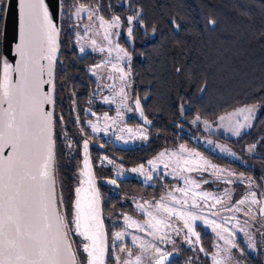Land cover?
Here are the masks:
<instances>
[{"label":"trees","instance_id":"1","mask_svg":"<svg viewBox=\"0 0 264 264\" xmlns=\"http://www.w3.org/2000/svg\"><path fill=\"white\" fill-rule=\"evenodd\" d=\"M78 5L97 7L104 19L114 14L123 21L126 15L136 17L132 45L124 46L131 55L133 97L140 100L144 115L153 125L147 128L146 144L128 149L113 146L111 150L117 149L124 158L123 165L145 164L163 147L191 143L185 131H191L189 122L196 114L214 119L236 106L259 102L261 108L252 127L237 144L256 143L257 155L250 159L256 168L242 170L254 177L258 193H264L261 181L264 178V0H128L126 6L119 5V0H61L53 151L57 197L63 199L65 215L71 219L76 189L82 181L84 129L77 118L89 116L83 114L95 84L88 67L96 56L80 55L76 45L73 13ZM173 17L181 25L179 31L173 28ZM209 20H214L215 25H210ZM177 67L181 69L179 73ZM180 105L187 106L183 115ZM91 156L97 179L110 177V171L98 166V153ZM118 187L114 189L98 182L106 235L120 227L115 218L133 211V203H122L121 196L128 198L139 192L156 197L160 193L158 186H147L136 178L120 180ZM196 230L199 254L182 247L180 256L168 264H185L186 258H192L193 264H211L213 235L202 225H197ZM70 239L75 242L73 251L80 246L77 261L80 264L81 259L87 258L80 245L83 237L73 233ZM237 242L244 246L240 239ZM243 252L245 264H264L261 251L256 256L247 254L245 249ZM105 264H116L108 252Z\"/></svg>","mask_w":264,"mask_h":264},{"label":"rangeland","instance_id":"2","mask_svg":"<svg viewBox=\"0 0 264 264\" xmlns=\"http://www.w3.org/2000/svg\"><path fill=\"white\" fill-rule=\"evenodd\" d=\"M127 4L128 0H119V5ZM83 6L84 11L76 13L75 8L73 13L76 45L80 55L90 53L95 55L96 59L88 67V72L94 78L95 84L83 114H90L87 118H91L88 120L83 118L80 122L85 121L86 125L84 124L83 127L88 126L91 136L105 138L111 146L144 145L149 140V133L143 124L135 121L137 112L136 99L133 97L131 55L124 46V44L132 45V29L136 17L126 15L123 21L119 15L114 14L110 19H104L100 16L97 7ZM114 17L119 18L118 25L111 24ZM129 17H135V19L129 23ZM101 18L104 21L103 25ZM120 49L128 52L130 59L121 58L123 53ZM117 68H122L125 72L130 69L131 74L122 81ZM251 105H255V111L250 120L245 121L247 113L242 114L239 110ZM95 107L102 108L98 110ZM260 108L259 102L242 104L221 113L214 119L203 118L196 114L189 122L191 131H185L191 143H177L163 147L145 164L126 167L103 153L98 154V166L106 168L114 178L135 177L147 186H158L160 192L156 197L142 193L128 198L120 195L122 203H133V211L119 219L115 218L120 227L112 229L115 230L114 237L117 241H122L125 236L134 231L136 238L134 237L135 240L132 238L130 243L135 248L131 249L129 245L126 252L121 251L124 248L123 242H120L118 247L120 250H117L113 257L116 264H125V262L136 264L138 256L140 264H154L160 256L154 251L155 248H159L166 254L173 252L180 254L179 250L186 247L192 249L195 255L199 254V239L197 240L196 236L190 237L194 246L186 241L188 233L184 228V222L188 218L185 216L182 219L178 215L169 216L164 211L165 206L175 209L176 212L194 213L210 221L215 220L218 224H223L224 218L231 217L232 219L225 225L227 227H231L237 220L241 225L245 220H249L251 227L248 231L252 239L256 241L257 247L247 249L246 237L242 231L236 232V241L240 239L243 242V248L247 254L256 256L261 251L264 256V240L261 238V231H264L261 229L264 216L260 215L256 205H251L255 212V219L245 215L252 199L250 193H255L257 200L262 199L256 188L254 177L242 170V168H256L250 161L251 156L257 155L256 143L237 144L252 127ZM185 110L187 106L180 105V114L183 115ZM242 124L245 126L240 127ZM93 125L98 131L92 130ZM237 128H239L238 135ZM142 135H147V139H142ZM235 143L237 145H233ZM165 165L168 167L166 168ZM189 168H200L202 171L189 172L187 171ZM149 176L151 179L148 178ZM248 177L253 180L251 185L247 180ZM190 179L197 181L199 187L195 183H189ZM261 181L264 184V178ZM178 189L185 191L181 192ZM246 197L248 198L246 202L239 205L238 202L245 200ZM176 200H180V204H177ZM193 202L196 203V207L192 206ZM157 205L160 207L158 208ZM235 207H239L240 211L229 210ZM61 208L65 214L64 207ZM188 223L198 234L196 226L202 225L213 235V250L209 253L211 264H215L216 261L220 264H228L230 257H235L239 259L240 264H245L243 260L245 254L241 253L239 248L225 251L230 248V245L225 243L229 238L228 233L221 232L224 236V239H221L220 235L213 231L210 225H205L202 220H188ZM177 229L181 230L179 235ZM116 233H122V236L117 239ZM164 233H167L169 237L167 242L161 239ZM184 263L193 264L192 258H186Z\"/></svg>","mask_w":264,"mask_h":264},{"label":"snow or ice","instance_id":"3","mask_svg":"<svg viewBox=\"0 0 264 264\" xmlns=\"http://www.w3.org/2000/svg\"><path fill=\"white\" fill-rule=\"evenodd\" d=\"M16 8L18 19V42L9 46L7 42V18L12 10ZM84 6L76 8V13L84 11ZM135 17H129V23ZM119 18L114 17L111 24L118 25ZM173 28L180 30V23L175 17L172 18ZM0 23L4 25L0 30V40L4 42L5 50L0 52V65H2L3 80L0 81V109L7 102L8 108L0 111V264H77L79 245L77 250L73 251L74 241L70 236L75 233L76 236L83 237L80 242L83 252L87 254L86 259H81L80 264H103V261L97 255L99 251V233L94 230L93 222L95 216V202L85 210L78 198L74 205V213L69 219L61 212L63 199L56 195V174L55 158L53 152V112L46 111L44 104L53 103L52 91L55 84L53 79L44 80L43 75L47 70V75L52 77L51 63L40 66L41 79L35 82V64L37 40L42 32L47 39L48 53L43 58L48 61L55 60L54 34L56 27L49 17L48 9L44 5V0H0ZM103 25L104 21L101 18ZM210 25H215L214 20H209ZM155 31V29H153ZM107 39V35L105 37ZM95 43V42H94ZM179 41L177 44L179 45ZM83 51V48H81ZM121 58H129L130 55L124 49ZM18 57L16 64L13 65L8 60V55ZM115 67V66H114ZM120 72V79L126 80L130 75V69L125 72L122 68L116 69ZM179 73L181 69L177 67ZM13 72L16 73V80L13 82ZM48 84L51 87L43 91L42 85ZM203 90V89H201ZM42 93V94H41ZM20 97L25 103H22L19 112L13 109L12 98ZM107 100V98H105ZM136 110L144 117V111L139 99L135 101ZM240 113H247L245 121L250 120L255 111V105L241 108ZM144 122L151 123L146 117ZM242 124L240 127H244ZM93 131H98L95 125ZM146 131V130H145ZM239 134V128L236 129ZM142 139H147V135H142ZM71 147V142H69ZM10 149L7 155L5 149ZM88 141L84 142V150L87 153ZM163 155V153L161 154ZM43 158L42 165L38 161ZM87 167V160H85ZM167 168L168 165H165ZM136 169H134L135 171ZM142 171V168H141ZM189 172H200V168H189ZM151 179V177H148ZM249 184L253 183L251 177L247 178ZM115 183V181H111ZM189 183H199L195 180H189ZM206 182V181H205ZM83 183V181H81ZM183 192L184 189H178ZM81 188L76 189L77 197ZM206 195V194H205ZM251 203L245 212L250 219H255V212L251 205H256L260 215L264 216V200H257L255 193H250ZM264 197V193L260 194ZM248 198L238 202L243 205ZM180 204V200L175 201ZM193 207L196 203L193 202ZM159 208L160 205H157ZM236 212L240 211L235 207ZM164 211L169 216L178 215L183 219L184 228L187 229L188 236L186 241L190 244L194 242L191 236L199 239V234L194 230L188 220H202L205 225H210L213 231L224 236L221 232L228 233L226 244L230 249L239 248L243 253L244 248L236 241V232H243L246 237L247 249H255L256 241L252 239L248 229L251 227L249 220H245L243 225L237 220L231 227L225 225L231 220V217L224 218L223 224H218L215 220H208L206 217L194 213H180L175 209L164 207ZM215 215V214H213ZM261 229H264V223H261ZM180 229H177L179 235ZM155 235V233H152ZM116 238H120L122 233H116ZM261 238L264 240V231H261ZM161 239L167 242L169 237L167 233L162 234ZM135 240V238H134ZM124 249H121L123 251ZM203 251V249H201ZM154 251L158 254L159 260L156 264L167 259L166 253H162L159 248ZM128 264V262H125ZM136 264H140V257L136 258ZM215 264H220L216 261ZM228 264H240L239 259L230 257Z\"/></svg>","mask_w":264,"mask_h":264},{"label":"water","instance_id":"4","mask_svg":"<svg viewBox=\"0 0 264 264\" xmlns=\"http://www.w3.org/2000/svg\"><path fill=\"white\" fill-rule=\"evenodd\" d=\"M44 5L48 9V14L49 17L52 19L53 25L56 27V33L54 34V44H55V60L54 61H48L45 60L43 57L47 55L48 53V43L46 37L43 35L41 32L38 36L37 40V51H36V59H35V64L33 65L34 72H35V82L38 83L39 80L41 79V73H40V66L41 65H48L51 63V71H52V77H49L47 75V70L45 71L43 75L44 80L48 79H53L54 84H55V70H56V63L59 57V51H60V32H59V27H60V15H61V0H44ZM4 25L2 24L3 29ZM6 28H7V42L9 46H13L15 43L18 42L17 36H18V19H17V13H16V8L13 7L12 10L10 11L8 18H7V23H6ZM5 50V45L4 42L1 40V52ZM8 60L10 63L13 65L16 64V61L18 60V57H13L11 54L8 55ZM13 82L16 80V73L13 72ZM3 80V71H2V65H0V81ZM51 85L44 84L42 85L43 91H47ZM55 90V88H54ZM42 94V93H41ZM52 99L54 101V91L51 93ZM137 100V98H136ZM13 102V109L19 112L20 105L22 103H25L24 100L20 97L14 96L12 98ZM53 103H47L44 104L43 107L46 111L53 112ZM142 107V106H141ZM8 104L5 102L3 104V109H7ZM3 109H0L2 111ZM137 120L143 124L146 128H151L153 125V121L151 123H145V115L142 117L137 111ZM150 121V120H149ZM53 122H54V114H53ZM179 128L187 130L186 127L181 126L178 123H175ZM52 136H53V128H52ZM103 149V147H102ZM10 149H5L4 154L7 155ZM54 152V151H53ZM82 155L84 156V160L82 161V181L81 186V192L79 193V197H77V193L75 194V198L73 201V208L75 205L76 200L79 198L81 201V204L83 205L84 209L87 211L89 210V206L95 202L94 207H95V216L96 220L93 222L94 224V230L99 233V251L97 255L99 258L103 261V264H105V259H106V254H107V238H106V230L104 227L103 223V218H102V209H101V201H100V195H99V190H98V182L101 183L102 185L110 188H118V182L109 177H102L99 180L96 179L95 174H94V169L91 163L90 156L88 155V152L85 153L84 150H82ZM118 160L121 161L120 158L114 156ZM85 160H87V167L85 166ZM39 164L42 165L43 163V158L38 161ZM111 181H115V183H112ZM56 195H57V190H56ZM87 255V254H86ZM167 259L163 260L160 262V264H168L174 259L178 258L180 254L178 252L176 253H169L166 254ZM159 260V257L155 260L154 264H156V261Z\"/></svg>","mask_w":264,"mask_h":264},{"label":"flooded vegetation","instance_id":"5","mask_svg":"<svg viewBox=\"0 0 264 264\" xmlns=\"http://www.w3.org/2000/svg\"><path fill=\"white\" fill-rule=\"evenodd\" d=\"M1 26H2V23H0V30L2 28ZM101 108L102 107H95V109H98V110L101 109ZM86 115H90V114H86ZM90 118H87L86 120H88ZM80 120H81V118H77V121L79 123H81ZM135 121L139 122L138 120H135ZM84 124H85V121H84L83 125ZM83 129H84V131H83L84 139L82 140L81 155H82V150H84V142L87 140L88 141L87 152H88V155L90 156V158H91V154L92 153H94V154L103 153L106 156L111 157L113 160H115V161H117V162H119V163H121L123 165L124 158L118 153L119 151H117V149H128V148H132V147H118V146L115 145V148H117V149H116V152H113L111 150L113 148V146L110 145L111 143L108 140H106L105 138H102V137L95 138L96 136L95 137L91 136L88 126H84ZM107 142L110 143V144H108ZM102 147H103V149H102ZM134 147H139V146H134ZM84 152H85V150H84ZM123 154H126V153L123 152ZM114 156L120 158L121 161L118 160L117 158H115ZM82 157L84 158L83 155H82ZM160 174H162V173H160ZM109 178H113L119 183L120 180L127 179V178H135V177L114 178L113 176H111V173H110V177ZM96 179H97V177H96ZM136 179H138V178H136ZM97 180H99V179H97ZM138 180H140V179H138ZM118 188H114V189H118ZM138 194H139V192H138ZM61 212L63 213L62 209H61ZM113 231H115V230L109 231V233L106 235V238H107V252H108V254H110V255H112V257H114V255L116 254L117 250H120V249H118V247L120 246V242H123L122 243L123 248H124L123 252L127 251V246H129V245L131 246V249L135 248V246H133V244H130L131 243V239L134 238V237L136 238V236L134 235V231H131V233L128 234V236H125L122 241H119V240L117 241L115 239ZM173 253H176V252H173Z\"/></svg>","mask_w":264,"mask_h":264},{"label":"bare ground","instance_id":"6","mask_svg":"<svg viewBox=\"0 0 264 264\" xmlns=\"http://www.w3.org/2000/svg\"><path fill=\"white\" fill-rule=\"evenodd\" d=\"M92 157V156H91Z\"/></svg>","mask_w":264,"mask_h":264}]
</instances>
